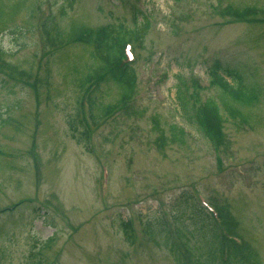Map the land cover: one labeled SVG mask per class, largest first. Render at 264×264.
Listing matches in <instances>:
<instances>
[{"label": "rangeland", "instance_id": "obj_1", "mask_svg": "<svg viewBox=\"0 0 264 264\" xmlns=\"http://www.w3.org/2000/svg\"><path fill=\"white\" fill-rule=\"evenodd\" d=\"M135 4L150 24L141 42H129L136 86L105 119L102 107L121 90L100 77L87 105L90 84L80 90L76 82L91 48L76 31L132 28ZM227 7L255 8L254 23L226 16ZM262 10L264 0H0V264H177L144 223L163 218L171 229L170 209L186 208L188 196L226 213L227 227L264 264ZM215 60L248 85L241 91L252 105L240 109L242 119H231L209 86ZM27 76L28 87L18 82ZM180 79L191 113L206 100L217 104L221 149L200 132L198 117L185 118L175 98ZM81 118L90 152L70 136L69 122ZM173 124L184 128V145L160 137ZM128 220L133 245L120 229Z\"/></svg>", "mask_w": 264, "mask_h": 264}, {"label": "trees", "instance_id": "obj_2", "mask_svg": "<svg viewBox=\"0 0 264 264\" xmlns=\"http://www.w3.org/2000/svg\"><path fill=\"white\" fill-rule=\"evenodd\" d=\"M70 1L72 3L74 0ZM252 11L253 9L249 7L242 10L226 8L225 14L237 20H245L252 14ZM134 13L136 17H141L140 21H135L134 27L127 28L121 22L108 23L92 30L86 41L89 45L96 43L101 55L100 57H95L93 51L90 52L91 65L87 69L86 75L76 83L77 88L81 90L84 85L92 84L99 77H104L106 78L104 81L113 82L122 91L120 101L118 100L115 104L106 105L103 108V117H108L115 113L123 103V100L128 99L134 91L136 74L133 65L126 64L123 67H119L123 45L131 39L141 42L149 29L148 17L144 16L136 7H134ZM23 74V71H19L20 76ZM208 75L210 85L218 86L220 90L222 89L220 101L227 115L233 120L236 118L242 119V114L237 106L244 108L251 106L252 103L250 99L244 97L241 91L246 86L242 82L240 73L235 69L222 67L218 61H214L208 68ZM28 78L27 76L24 80L18 82L26 86ZM228 78L237 82V89L229 85ZM181 85L185 87L184 82H181ZM182 89L177 86L176 100L181 108L185 110V116L190 121H193L196 117L191 114L190 109L186 114L187 102ZM225 97L229 100L225 99ZM197 116L201 124L208 130L209 136L214 140L215 145L221 149L225 142V134L217 104L211 99L206 100ZM95 118L97 119L96 116H93L91 119L90 122L92 124H95ZM153 127L155 130L160 129L157 118L153 119ZM168 130V137L160 134L166 144L184 145L185 135L182 127L174 124L170 125ZM69 131L72 139L82 144L84 149H88V134L86 126L81 119L71 120L69 122ZM170 212L172 231L167 226L165 227L166 222L162 221L155 222L154 225L151 221H146L144 226L146 229L145 233L149 234V237L152 238L156 245L164 246L177 264H260L257 253L249 244L242 242L239 245H235L225 239L211 215L196 205L191 196L186 208L170 210ZM221 216L223 219H228L226 213H221ZM121 228L127 243L132 244L130 223H122ZM161 230L163 232L162 241L157 242L154 236L160 233ZM192 240L197 242L195 246L190 245ZM224 247L228 250V257L223 262L222 252Z\"/></svg>", "mask_w": 264, "mask_h": 264}]
</instances>
